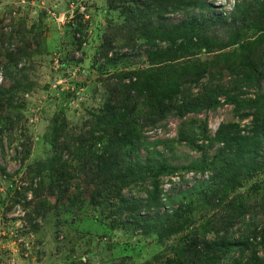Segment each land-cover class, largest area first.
Segmentation results:
<instances>
[{"label":"rangeland","instance_id":"1","mask_svg":"<svg viewBox=\"0 0 264 264\" xmlns=\"http://www.w3.org/2000/svg\"><path fill=\"white\" fill-rule=\"evenodd\" d=\"M235 2L254 3L0 0V264H181L194 247L228 239L243 250L218 264H264V143L235 153L214 139L221 124L247 136L264 132V77L260 86L236 89L248 58L252 76L264 73V10L254 4L244 21L231 22ZM179 22L183 34L165 37ZM199 37L212 38L208 48ZM139 71L171 73L189 94L201 96L206 85L223 95L214 108L143 126L138 152L146 172L115 191L111 204L94 205L90 195L104 193L107 177L92 172L88 181L85 166L103 154L119 169L128 165L105 152L107 109L134 127L150 106L138 97V82L127 90ZM53 121L64 125L60 140L80 151L64 148L68 172L51 195L48 173L37 175L35 164L53 155ZM190 188L189 198L177 197ZM120 195L139 202L121 209ZM167 208L177 211L171 223L155 216ZM137 215L149 222L136 225ZM229 217L235 222L226 227Z\"/></svg>","mask_w":264,"mask_h":264},{"label":"trees","instance_id":"2","mask_svg":"<svg viewBox=\"0 0 264 264\" xmlns=\"http://www.w3.org/2000/svg\"><path fill=\"white\" fill-rule=\"evenodd\" d=\"M253 2L254 3L249 2L248 5L245 2H235L229 15L230 21L237 23L244 21L248 17V14H250L251 11L254 10V8H251L254 4L258 11L259 9L264 10V0H253ZM215 19L219 21L222 19V17L219 15L216 16ZM184 25L185 24L183 22L175 24L173 30L165 33L168 34L165 37H168V39L171 40L178 38L181 34H183L182 31L185 30ZM197 40L201 45L203 44L205 48H208V43L211 44L212 42V38L206 37H199V39ZM214 46L217 47L218 50L224 48V45L219 43L218 46H216V44L214 43ZM246 65L249 67V69L247 70V74H244L239 78L238 85L236 86L237 90H241L242 85H252L253 87L258 85L260 86L259 82L264 77V73L258 74L259 72L253 74V76L251 75L252 61L250 58H248V60L246 61ZM199 72L201 71L197 70L196 74H198ZM132 74H136L139 79L130 82V88H127L128 93L134 91L133 85L138 82L136 90L138 93V97L144 96L145 99L150 101V106L148 108L147 114L144 116V120H141L140 124H137L138 126L135 125L134 127L133 125H129V123L126 124L125 121L121 118H118L120 112L117 111L115 107L107 109L108 120L106 124L108 126H111V142L106 146L105 152H110L111 155H115L117 159H120V161L124 163L127 162L128 165L119 169L118 165H112V163H108L107 161L109 159L103 154L98 158L96 163L90 164L87 167L85 166V170H87L85 171L84 175L87 177L88 181L90 179L89 174H91L92 172L95 176V172L103 173L101 176L97 175L98 177H101L103 179L105 178V176L107 177V179H104L106 181L105 187L103 188L104 193L101 194L100 192L95 191L90 195V203L94 205L101 204V201H104L106 205L108 203L111 204V198L109 197H111L115 191H117L118 194H122V191L129 186L130 182L135 177L138 178L139 174L141 175L142 173L146 172V170L141 169L143 168V166H141L140 164L141 158L138 152L139 147L143 144V142H141V130L143 129V126H154L158 122L165 120L170 115L176 117H184L191 113L197 114L204 110L214 108V103L218 101L217 97L219 95H223V92L221 90H216L206 85L203 87L205 92L202 93L201 96L189 94L188 89L184 90L181 88L179 78H173V75H171V73L161 78L150 77L151 75L149 74L143 76L144 72L142 71L132 72ZM202 75L203 74H201V76ZM141 76L142 78L140 79ZM130 78L132 79V77ZM2 86L3 85L0 84V89L2 88ZM179 94H182V102L180 104L176 102V97ZM129 111H133V106L129 108ZM121 124L126 127L125 133L122 132V128L120 127ZM63 126L64 125L62 123L58 125L53 121V127L51 128L50 137V143L53 148V155L46 159L39 160L35 164V173L37 175L40 176L42 171H46L48 173V178L53 183L50 191L51 195L54 192L53 185L58 184L62 180H65V174L68 172L67 163L63 160V153L64 148L69 149V146H67L68 144L66 142L60 140ZM226 127V125L221 124L216 131L214 139L225 144V147L231 148L232 152L237 153L245 151L244 144H248L249 149H255L257 148V144L264 143V132L262 127H258L259 129L256 128L254 130V133L250 136L240 134L239 132H227L225 130ZM133 129L137 132L133 131ZM258 138L261 140V142L257 140ZM125 146H128L127 149H123ZM79 151L80 149L74 148V151L71 150V153L73 155H76ZM133 155L135 157V165L133 162H131L133 161L131 159ZM216 158L219 159L220 157L216 156ZM108 166L110 168V172L106 173L105 169L108 168ZM136 168L138 169L136 170ZM0 170L2 172L5 171V169L1 165ZM154 171V175L159 176L164 172V168H156ZM88 181L87 183H89ZM99 184H101V182H98L96 185ZM198 184H200V182H197L196 184H194V186ZM161 193L162 192H160V189H158L156 194L158 200H163V195ZM178 193V198L187 199L190 197L192 190L191 188L183 189ZM23 199H27V194L24 195ZM137 202H139V199L130 200L125 198L123 195H120L119 197V207L121 209H124L128 205L134 203L137 204ZM176 212L177 211L172 208H167L161 214L158 211V214H156L155 216L163 218L165 219V221L170 222L172 221L171 217ZM148 219L149 218L147 217H140V215H137V217H135L136 225H145L144 223L149 222ZM234 222V219L232 217H229V219H226L224 223L226 227H229L232 226ZM170 223L169 225H171ZM111 225L114 228L116 227V224L114 223H111ZM237 246H240V248L243 250V246L240 245L239 242L231 241L230 239L224 240L222 242L215 241L212 243L204 244L199 248H196V246L193 248V250L190 251L189 258L187 259L188 261L182 262L181 264H218L225 254H227L229 251L235 250Z\"/></svg>","mask_w":264,"mask_h":264}]
</instances>
